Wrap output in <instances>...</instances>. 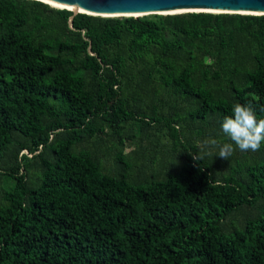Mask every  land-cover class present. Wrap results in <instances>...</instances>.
Returning a JSON list of instances; mask_svg holds the SVG:
<instances>
[{
  "label": "trees",
  "instance_id": "1",
  "mask_svg": "<svg viewBox=\"0 0 264 264\" xmlns=\"http://www.w3.org/2000/svg\"><path fill=\"white\" fill-rule=\"evenodd\" d=\"M150 15L0 0V264H264V15Z\"/></svg>",
  "mask_w": 264,
  "mask_h": 264
},
{
  "label": "water",
  "instance_id": "2",
  "mask_svg": "<svg viewBox=\"0 0 264 264\" xmlns=\"http://www.w3.org/2000/svg\"><path fill=\"white\" fill-rule=\"evenodd\" d=\"M42 2L40 0H35ZM77 7L68 9L75 13H86L103 17H120L111 14L146 13L158 14L162 11L203 10L216 12H246L264 15V0H52ZM43 3V2H42ZM200 13V12H192ZM204 13V12H203ZM249 14V15H254ZM139 17V16H133ZM71 18V17H70Z\"/></svg>",
  "mask_w": 264,
  "mask_h": 264
},
{
  "label": "clouds",
  "instance_id": "3",
  "mask_svg": "<svg viewBox=\"0 0 264 264\" xmlns=\"http://www.w3.org/2000/svg\"><path fill=\"white\" fill-rule=\"evenodd\" d=\"M221 128L224 135L231 141V143L217 145L219 148L217 156L222 159L229 160L235 148L242 152L258 151L264 144V119H257L250 104L236 103L233 106V115L223 118ZM208 155L211 153L202 150L199 159L202 160Z\"/></svg>",
  "mask_w": 264,
  "mask_h": 264
},
{
  "label": "bare ground",
  "instance_id": "4",
  "mask_svg": "<svg viewBox=\"0 0 264 264\" xmlns=\"http://www.w3.org/2000/svg\"><path fill=\"white\" fill-rule=\"evenodd\" d=\"M52 7L56 8H69V9H74V10H81L83 12H89L87 10H83L77 7H73L70 5L62 4L59 2H55L52 0H40ZM192 12H204V13H213V14H239V15H249V14H254V13H246V12H236V13H227V12H216V11H203V10H178V11H159L157 12L158 14L162 15H174V14H182V13H192ZM153 12H146V13H124V14H111V15H118V16H145V15H150ZM254 15H260V14H254Z\"/></svg>",
  "mask_w": 264,
  "mask_h": 264
},
{
  "label": "rangeland",
  "instance_id": "5",
  "mask_svg": "<svg viewBox=\"0 0 264 264\" xmlns=\"http://www.w3.org/2000/svg\"><path fill=\"white\" fill-rule=\"evenodd\" d=\"M148 18L156 19L157 17H154L153 15L147 16Z\"/></svg>",
  "mask_w": 264,
  "mask_h": 264
}]
</instances>
